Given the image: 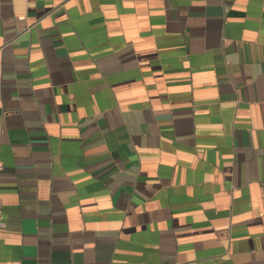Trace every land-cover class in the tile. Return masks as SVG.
I'll return each instance as SVG.
<instances>
[{
    "label": "crops",
    "instance_id": "crops-1",
    "mask_svg": "<svg viewBox=\"0 0 264 264\" xmlns=\"http://www.w3.org/2000/svg\"><path fill=\"white\" fill-rule=\"evenodd\" d=\"M0 264H264V0H0Z\"/></svg>",
    "mask_w": 264,
    "mask_h": 264
},
{
    "label": "built area",
    "instance_id": "built-area-1",
    "mask_svg": "<svg viewBox=\"0 0 264 264\" xmlns=\"http://www.w3.org/2000/svg\"><path fill=\"white\" fill-rule=\"evenodd\" d=\"M2 164L0 163V170H2ZM6 227V223H5V221H0V230H2L3 228H5Z\"/></svg>",
    "mask_w": 264,
    "mask_h": 264
}]
</instances>
